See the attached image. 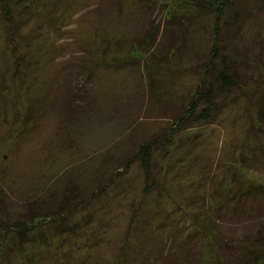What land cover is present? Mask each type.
Listing matches in <instances>:
<instances>
[{
    "label": "rangeland",
    "instance_id": "obj_1",
    "mask_svg": "<svg viewBox=\"0 0 264 264\" xmlns=\"http://www.w3.org/2000/svg\"><path fill=\"white\" fill-rule=\"evenodd\" d=\"M24 7L17 38L24 54L16 74L6 38L12 26L0 15V196L10 218L20 216L27 198L50 205L67 185L83 191L102 187L92 206L99 241L87 248L83 238L74 250H89V261L112 257L123 239L142 244V251L156 247L157 223H169L167 213L181 197L203 196L210 177L214 183L227 176L233 191L241 188L229 177V167L246 150L240 142L245 141L250 103L243 96L225 102L209 123L176 133L165 156L156 153L166 181L178 193L139 206L152 211L151 218L137 230L126 228L132 207L142 199L143 177L136 162L124 164L190 99L212 44L221 42L213 15L196 9L191 0H37ZM242 10L236 20L228 14L224 24L218 22L220 31L229 34L222 51L235 61L238 73L257 74L262 94L264 0H247ZM44 12L51 18L42 17ZM254 162L246 174L264 184L261 162ZM180 212L175 220L180 214L186 230L188 219ZM263 214L264 207L221 221L219 228L233 240L264 232ZM43 228L56 234L53 223ZM183 250L195 253L197 245ZM42 252L45 263L55 250Z\"/></svg>",
    "mask_w": 264,
    "mask_h": 264
},
{
    "label": "trees",
    "instance_id": "obj_2",
    "mask_svg": "<svg viewBox=\"0 0 264 264\" xmlns=\"http://www.w3.org/2000/svg\"><path fill=\"white\" fill-rule=\"evenodd\" d=\"M246 1L191 0L196 9L213 15L221 42L212 44L210 55L202 65L203 68L187 104L163 130L151 134L142 141L135 153L126 160L125 168L136 162L143 177L142 199L136 208L132 207L126 228L137 230V227H142V223L151 218L152 211H143L138 208L139 206L156 201L159 197L178 193L172 191V183L166 181L165 168L157 162L156 153L161 151L165 156L176 133L188 129L195 123H209L213 114L219 112L225 102L233 101L239 96H243L250 103L245 111L248 118L245 141L240 142L241 147L246 150L244 153L240 151L232 162L229 177L241 188L233 191L234 187L227 183L229 180L227 176L214 183L210 177L208 179L210 186L204 188L206 191L203 192V196L196 192L191 194L192 196L188 194L181 197L167 213L169 223H157L156 230H159L161 235L155 239L156 247L151 246L147 251H142L139 246L142 244L123 239L112 257L97 256L89 261L85 256L90 255V251L82 250L75 253V247L83 238L87 242L83 246L87 248L95 246L99 241L95 229L97 227L94 226L97 219L92 206L102 195V187L83 191L75 185H67L60 199L50 201V205L35 198H27L23 202L25 208L20 216L14 219L9 217L0 196V264H264L263 231L257 230L253 235L233 240L224 235L219 228L221 221L240 219L241 214L264 207L261 202L264 198V184L256 182L252 175L246 174L247 170H252L251 164L254 161L261 162L264 170V93L261 94V80L257 74L253 77L252 74L245 76L237 72L235 61L222 51L229 34H223L220 31L221 25H218L219 20L224 24L229 16L230 21L236 20L240 12L244 13L242 6ZM10 2L0 0V15L12 26L11 31L7 29L6 38L11 44L12 70L16 74V68L24 54L19 53L20 43L17 40L21 16L26 13L24 5L29 2L36 3L37 0H25L26 4L21 0H15L17 4ZM42 17L50 19V12H44ZM218 43L219 46L215 45ZM14 55L18 57L15 58ZM242 75L247 81L243 80ZM52 202L54 203L51 205ZM247 202L257 203L252 205L254 207H251V204L250 207H245L244 204ZM177 212L188 219V229L184 230L180 226V214L179 222L175 220ZM48 223H53L56 230L54 236L43 228ZM191 243L197 245L195 253L183 250ZM51 247H54L55 252L52 258L43 263L41 257L45 252L41 251ZM73 254H77L79 258L73 260ZM12 257L16 258L17 263Z\"/></svg>",
    "mask_w": 264,
    "mask_h": 264
}]
</instances>
